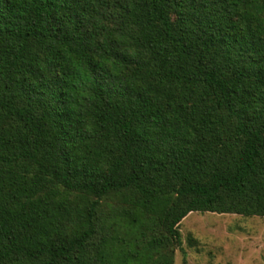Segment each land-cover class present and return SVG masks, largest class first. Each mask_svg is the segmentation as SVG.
Masks as SVG:
<instances>
[{"label": "trees", "instance_id": "16d2710c", "mask_svg": "<svg viewBox=\"0 0 264 264\" xmlns=\"http://www.w3.org/2000/svg\"><path fill=\"white\" fill-rule=\"evenodd\" d=\"M192 212L264 218V0H0V264H173Z\"/></svg>", "mask_w": 264, "mask_h": 264}, {"label": "rangeland", "instance_id": "374dc122", "mask_svg": "<svg viewBox=\"0 0 264 264\" xmlns=\"http://www.w3.org/2000/svg\"><path fill=\"white\" fill-rule=\"evenodd\" d=\"M173 264H264V218L192 212L179 224Z\"/></svg>", "mask_w": 264, "mask_h": 264}]
</instances>
